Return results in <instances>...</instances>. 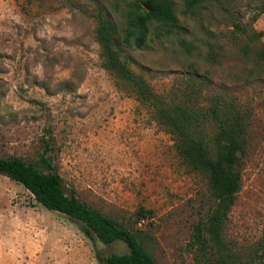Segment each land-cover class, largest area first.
I'll list each match as a JSON object with an SVG mask.
<instances>
[{"label": "rangeland", "instance_id": "1", "mask_svg": "<svg viewBox=\"0 0 264 264\" xmlns=\"http://www.w3.org/2000/svg\"><path fill=\"white\" fill-rule=\"evenodd\" d=\"M126 1L0 0V157L35 161L49 140L66 195L146 232L156 264H206L193 231L212 209L207 179L183 166L175 136L103 68L96 28L108 19L121 61L155 93L203 112L217 102L237 107L248 145L221 241L231 264L263 257L264 11L253 19L262 0H198L194 8L172 0L180 30L142 49L121 43ZM234 24L262 36L250 40ZM201 130L210 141L219 128L206 117ZM140 208L152 217L135 226ZM126 252L87 237L79 222L0 175V264H104L96 254Z\"/></svg>", "mask_w": 264, "mask_h": 264}, {"label": "trees", "instance_id": "2", "mask_svg": "<svg viewBox=\"0 0 264 264\" xmlns=\"http://www.w3.org/2000/svg\"><path fill=\"white\" fill-rule=\"evenodd\" d=\"M126 2L121 13L125 32L120 36L121 43L126 47L142 49L152 41L170 37L180 30L172 0ZM185 4L187 8H194L198 5V0H185ZM263 11L264 0L253 19ZM233 26L250 40L262 36L261 32L254 30L247 33L239 24ZM116 33V27L110 20H98L96 40L103 68L114 76L117 84L128 87L136 100L151 112L153 118L175 136L174 147L183 166L207 179L213 205L207 220L194 226L193 246L198 259L206 264H231L221 241V231L227 213L242 188L240 165L248 145L243 119L235 112L237 107L234 103L217 102L209 112H203L201 108L189 105L185 100L174 103L155 93L142 75L133 73L126 61H121L120 47L115 40ZM247 51V46H244V54ZM262 55L264 58V52ZM204 79L206 80L205 77ZM206 117L215 121L219 128L210 141L205 140L201 133ZM190 130H196V135L189 134ZM51 149V142L44 139L43 150L35 161L0 157V175L22 185L45 209L79 222L87 237L96 239L105 246L120 242L127 249L124 254L112 253L106 257L96 254L98 261L104 264H156L148 249L151 238L146 232L108 217L80 201L73 193H64L62 179L48 156ZM134 216L136 226L140 221L151 218L152 211L140 208ZM261 256L262 254L255 253L246 263L233 264H264V256Z\"/></svg>", "mask_w": 264, "mask_h": 264}]
</instances>
